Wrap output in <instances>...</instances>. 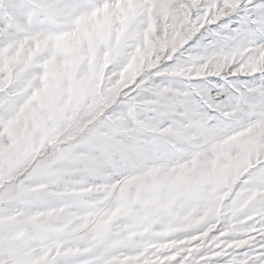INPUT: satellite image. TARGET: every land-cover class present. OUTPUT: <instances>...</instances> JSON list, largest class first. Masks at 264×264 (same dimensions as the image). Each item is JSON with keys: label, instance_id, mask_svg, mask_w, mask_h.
<instances>
[{"label": "snow or ice", "instance_id": "1", "mask_svg": "<svg viewBox=\"0 0 264 264\" xmlns=\"http://www.w3.org/2000/svg\"><path fill=\"white\" fill-rule=\"evenodd\" d=\"M0 264H264V0H0Z\"/></svg>", "mask_w": 264, "mask_h": 264}]
</instances>
